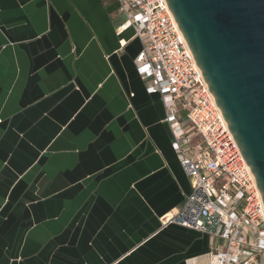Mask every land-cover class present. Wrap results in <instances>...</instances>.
I'll use <instances>...</instances> for the list:
<instances>
[{
	"label": "crops",
	"instance_id": "crops-1",
	"mask_svg": "<svg viewBox=\"0 0 264 264\" xmlns=\"http://www.w3.org/2000/svg\"><path fill=\"white\" fill-rule=\"evenodd\" d=\"M118 0H0V264H207ZM128 44L121 47L120 39Z\"/></svg>",
	"mask_w": 264,
	"mask_h": 264
},
{
	"label": "built area",
	"instance_id": "built-area-1",
	"mask_svg": "<svg viewBox=\"0 0 264 264\" xmlns=\"http://www.w3.org/2000/svg\"><path fill=\"white\" fill-rule=\"evenodd\" d=\"M118 1L126 18L118 34L133 28L142 41L136 69L164 101L174 151L192 184L179 210L160 221L221 239L207 264H264L261 189L167 0Z\"/></svg>",
	"mask_w": 264,
	"mask_h": 264
},
{
	"label": "water",
	"instance_id": "water-1",
	"mask_svg": "<svg viewBox=\"0 0 264 264\" xmlns=\"http://www.w3.org/2000/svg\"><path fill=\"white\" fill-rule=\"evenodd\" d=\"M264 201V0H167Z\"/></svg>",
	"mask_w": 264,
	"mask_h": 264
}]
</instances>
